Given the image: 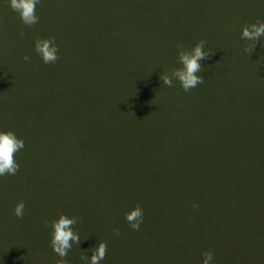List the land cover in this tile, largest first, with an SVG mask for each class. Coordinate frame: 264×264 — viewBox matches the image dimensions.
Wrapping results in <instances>:
<instances>
[{"label":"trees","instance_id":"1","mask_svg":"<svg viewBox=\"0 0 264 264\" xmlns=\"http://www.w3.org/2000/svg\"><path fill=\"white\" fill-rule=\"evenodd\" d=\"M9 3L0 0V130L25 148L0 189L79 217L71 255L84 245L90 259L100 240L101 264H178L194 253L193 232L180 238L178 216L191 215L181 202L177 213L180 177H212L220 204L244 207L241 226L224 231L242 247L214 264H264V37L251 55L243 49L254 42L241 39L245 24L264 21V0H41L31 28ZM37 37L55 38V64L36 53ZM200 40L212 52L200 62L205 83L188 93L164 85L180 67L177 45ZM192 155L202 169L189 167ZM137 204L134 231L125 213ZM197 245L199 264L205 251L222 253Z\"/></svg>","mask_w":264,"mask_h":264},{"label":"rangeland","instance_id":"2","mask_svg":"<svg viewBox=\"0 0 264 264\" xmlns=\"http://www.w3.org/2000/svg\"><path fill=\"white\" fill-rule=\"evenodd\" d=\"M226 1V0H224ZM249 2V0H244ZM197 29L198 25L196 24ZM191 29L195 30L192 25ZM147 39V38H145ZM192 149H195L193 147ZM196 155H192V161L188 163L191 169L196 167L202 169L205 163L197 161ZM150 171H154L152 167ZM202 179V175H200ZM182 180V190L176 192L177 213L182 211L178 206L181 202L184 208L187 209L190 217L185 218L184 214L178 216L180 224V238L183 244L188 241L187 233L193 232L194 236L191 240V245L194 248V253L190 257H185L178 264H199L198 259V245L200 240H203L211 247L215 245L220 246L221 254L216 260L224 261L227 254L224 252L227 249H237L242 247V238L235 239L232 235V230L229 234L224 231L233 229L234 222L237 227L242 224L244 218V207L241 205H222L219 203L220 191L216 188L212 191L213 178L208 177L203 184H193V178L180 177ZM3 183L0 181V186ZM18 184L16 185V187ZM0 264H56L60 257L53 251L51 247V227H46L45 221L58 219L59 214L44 213L39 208L40 198H32L20 195V198L11 195L6 191L0 189ZM183 194V197L178 196ZM68 200L71 196L68 192L65 193ZM72 197V196H71ZM44 197L42 200H46ZM23 200L26 208L22 219L18 220L14 214L16 204ZM236 201L240 202L239 199ZM198 207L193 208V205ZM242 204V203H241ZM264 213L263 210H261ZM18 222V226L13 224L14 221ZM184 220V222H183ZM186 227V229H185ZM19 231L15 230L18 229ZM186 232V233H185ZM76 244L73 243L72 249L74 250ZM79 254L68 253L67 259L69 264H85L82 258L85 256V247L80 245L78 248ZM197 252V253H196ZM239 252V251H238ZM167 261V258L165 259ZM176 263V260H173ZM183 262V263H181Z\"/></svg>","mask_w":264,"mask_h":264},{"label":"clouds","instance_id":"3","mask_svg":"<svg viewBox=\"0 0 264 264\" xmlns=\"http://www.w3.org/2000/svg\"><path fill=\"white\" fill-rule=\"evenodd\" d=\"M41 0H10L9 6L12 11L18 14L23 25L31 28L39 23L37 15V5ZM21 35L24 34L21 29ZM264 37V21L257 20L254 23L245 24L242 28L241 39L254 42L250 46H245L243 51L252 54L258 41ZM206 41L200 40L191 49L185 48L183 44L177 45V61L180 67L175 68L170 73H163L160 80L168 87L173 86V81H178L183 91L188 93L197 86L205 83L203 76L199 75L202 69L201 61L209 58V53L204 50ZM35 51L41 57L45 64H55L59 60V46L55 38L35 39ZM30 58L26 55L24 60ZM25 148V142L11 130H0V176L16 175L20 170V165L16 161V154ZM198 205H193V208ZM26 205L23 200L19 201L15 208L14 214L17 218L22 219ZM125 219L134 231H139L141 224L144 222L143 208L137 204L129 212L125 213ZM80 222L77 216L68 217L61 213L58 219L51 221L46 220V227H51V247L60 257L56 264H69L67 259L73 243L80 244V236L76 225ZM116 236L120 235L119 229H114ZM89 251L92 255L82 257L85 264H101L107 256L108 246L106 241H98ZM214 252L205 251L202 253V264H214Z\"/></svg>","mask_w":264,"mask_h":264}]
</instances>
